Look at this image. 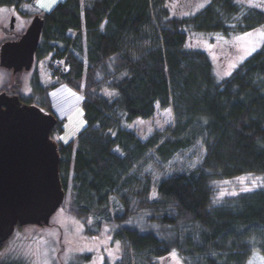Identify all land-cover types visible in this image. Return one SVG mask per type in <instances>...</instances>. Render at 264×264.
Returning a JSON list of instances; mask_svg holds the SVG:
<instances>
[{"label": "trees", "instance_id": "1", "mask_svg": "<svg viewBox=\"0 0 264 264\" xmlns=\"http://www.w3.org/2000/svg\"><path fill=\"white\" fill-rule=\"evenodd\" d=\"M36 2L0 0V9L24 15ZM171 3L64 0L38 13L35 63L48 59L52 86L84 93L85 127L58 141L62 205L89 233L113 226L120 252L102 264H157L174 251L185 264H248L255 250L264 255V185L217 202L216 184L264 176V41L223 79L209 53L187 41L191 31L263 28L264 9L210 0L176 16ZM4 31L9 39L23 33ZM52 86L36 70L29 93L19 80L2 90L54 113ZM156 105L173 110L165 130L142 139L124 127L152 118ZM63 131L59 119L52 136Z\"/></svg>", "mask_w": 264, "mask_h": 264}, {"label": "rangeland", "instance_id": "2", "mask_svg": "<svg viewBox=\"0 0 264 264\" xmlns=\"http://www.w3.org/2000/svg\"><path fill=\"white\" fill-rule=\"evenodd\" d=\"M64 0H37L36 6L27 4L24 15L11 8L0 9V45L9 35L4 30L11 25L15 17L14 34L22 32L38 14L52 10ZM210 0H172L171 15L190 16L203 9ZM247 5L264 9V0H237ZM10 33V32H9ZM264 41V27L254 30L235 32H190L188 48H198L209 53L218 79H223L232 72ZM46 58L33 66L29 71L23 70L13 74L0 66V84L9 86L14 81H21L23 91L29 93L34 72L40 74L43 84H54L47 72ZM9 79L11 81L5 82ZM54 115L64 120V131L55 134V141L68 142L74 139L85 127L86 121L82 102L84 93L67 83H60L50 88ZM171 107L162 108L156 105L152 118H137L125 122L124 127L135 131L142 139H147L156 131H163L173 124ZM264 185V176L246 174L233 179L218 181L216 184L217 198L220 202L225 198L253 191ZM113 226L105 225L97 233H89L85 226L67 212L63 205L52 216L49 226L36 224L17 225L7 242L0 248V262L18 260L22 264H102L105 260L113 262L119 255L120 244L114 240ZM157 264H185L178 252L157 260ZM248 264H264V255L255 250Z\"/></svg>", "mask_w": 264, "mask_h": 264}, {"label": "water", "instance_id": "3", "mask_svg": "<svg viewBox=\"0 0 264 264\" xmlns=\"http://www.w3.org/2000/svg\"><path fill=\"white\" fill-rule=\"evenodd\" d=\"M43 26V18L36 15L19 39L4 41L0 66L14 74L31 70ZM57 121L35 104L0 93V243L17 225L49 226L64 202L60 153L52 138Z\"/></svg>", "mask_w": 264, "mask_h": 264}, {"label": "flooded vegetation", "instance_id": "4", "mask_svg": "<svg viewBox=\"0 0 264 264\" xmlns=\"http://www.w3.org/2000/svg\"><path fill=\"white\" fill-rule=\"evenodd\" d=\"M15 23V22H14ZM7 29H8V32H9V29H11V31L13 30V32H14V29H15V27L14 28H11V25L10 26H7ZM7 35H9V34H7ZM8 37H11V36H8ZM7 40H13V39H9V38H7ZM11 71V70H10ZM12 72V71H11ZM14 74V73H13ZM4 80V79H3ZM5 82H9V81H11V80H9V79H6V80H4ZM17 81L15 80L14 81V83H12L11 85H13V84H15ZM10 85V86H11ZM3 85H1L0 84V93L1 92H6V93H8L7 91H4V90H2V87ZM9 95H12L11 93H8ZM13 96V95H12Z\"/></svg>", "mask_w": 264, "mask_h": 264}, {"label": "snow or ice", "instance_id": "5", "mask_svg": "<svg viewBox=\"0 0 264 264\" xmlns=\"http://www.w3.org/2000/svg\"><path fill=\"white\" fill-rule=\"evenodd\" d=\"M45 264H47V262H45Z\"/></svg>", "mask_w": 264, "mask_h": 264}]
</instances>
